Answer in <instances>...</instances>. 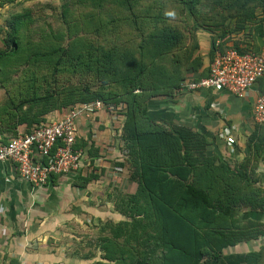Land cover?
<instances>
[{
  "label": "trees",
  "instance_id": "trees-1",
  "mask_svg": "<svg viewBox=\"0 0 264 264\" xmlns=\"http://www.w3.org/2000/svg\"><path fill=\"white\" fill-rule=\"evenodd\" d=\"M113 1L124 7L127 5V10H130L132 2L138 0ZM184 1H188L190 9L202 3L201 0ZM163 7H156L157 12H146L145 23L141 24L140 30H147V42L144 40L140 44L137 54L126 52L127 62L122 66L116 61L115 68L120 70L116 73L120 76L116 83L118 91L83 94L79 99L81 102L78 105L97 100L115 108L121 101L127 104L124 129L128 133L126 141L133 156L130 155L131 159L128 157L120 165L123 168L127 166L139 185L129 201L136 202V205L127 207L128 210L120 205V213L126 219L119 223H107L114 239L127 237L124 247L116 240H102L100 245L108 254L102 258L103 261L95 264H116L117 261H122L120 264H264V245L259 250L232 251L235 246L264 237V189L257 185L256 178L246 166L232 168L221 155L211 154V139L206 133L191 126L157 120L150 112L159 97L173 98L182 90L188 75L197 71L202 63L200 43L188 45L183 41L178 44L182 35L168 22ZM254 15L255 10L245 11L238 14V19L246 22L255 19ZM27 21L28 11L19 16L13 15L9 20L4 39L6 47L3 50L0 48L1 61L22 52L20 28ZM137 27L139 29L140 23ZM244 28V23L239 25V30ZM258 33L264 38L263 31ZM255 39L253 49L258 53L264 52V46L258 49L255 45L259 38ZM249 45L235 49L246 52ZM66 50H62V54H66L53 65L54 71H58L61 61L65 64L59 69H72L73 72L79 68L91 72L94 67L99 70L106 64L110 68L113 63L112 53L101 55L94 53L91 47L81 52L72 49L67 50L68 53ZM215 50L213 45L212 58ZM109 58L111 61L104 63L103 60ZM208 76L209 71L190 80ZM38 80L31 77L16 89L19 101L12 105L14 109L11 110L14 112L16 109V130L18 125L27 123L26 133H31L50 112L58 109L61 115L71 108L57 105L58 92H41L36 85ZM259 81L264 84V77ZM15 135L17 137L18 133ZM80 146L84 150L88 142L83 139ZM140 200L146 202L143 209L137 206ZM129 218L135 221L134 227L149 226L155 230L154 233H148L147 240L143 234L130 235ZM132 237L134 244L130 243ZM141 245L146 249H142ZM157 249L161 252L157 253Z\"/></svg>",
  "mask_w": 264,
  "mask_h": 264
},
{
  "label": "rangeland",
  "instance_id": "rangeland-1",
  "mask_svg": "<svg viewBox=\"0 0 264 264\" xmlns=\"http://www.w3.org/2000/svg\"><path fill=\"white\" fill-rule=\"evenodd\" d=\"M201 1L200 5L190 9L188 1L183 2V0H138L133 1L132 9L127 10V5L126 7L121 6L113 0H0V48L2 50L6 47L4 39L8 31L9 20L13 18V15L19 16L27 13V11L29 16V21L20 28V37L23 42L21 45L22 52L14 58L0 60L1 141L7 142L16 137V109L12 112L11 110L14 109L12 105H16L19 101L16 98V89H18L19 84L31 80V77L39 79L36 85L41 92L45 90L58 92L57 105L59 107L66 106L67 108L78 105L83 94L94 95L95 93L104 94L108 90L118 91V84L116 83L120 76L116 73L120 70L115 68L116 61L122 63L120 66L124 65L127 62L126 52L136 55L140 44L144 40L147 42L148 33L146 29L140 30L141 24L145 23L146 12L148 10L157 12L156 7L165 6L163 10L168 22L173 26V29L176 28L182 35L181 41H177L178 44L180 42L182 44L183 41L188 45H193L195 42L200 43V41H210L211 46L214 45L216 48L215 51L230 47L242 49L250 44L249 51L257 52L256 49H253V40L258 37L259 39L255 43L256 47L260 49L259 43L262 44V47L264 46V38L258 33L259 31L264 32V0ZM250 10H255V19H248L246 22L238 19V14ZM135 14L142 16L137 17ZM138 23H140L139 29ZM242 23H244L245 28L239 30V25ZM89 47L94 53L98 52L101 55L112 53L113 63L110 68L106 64L101 66L99 70L94 67L91 72L82 68H79L77 72H73L72 69L62 71L64 62L61 61L59 64L57 63L61 69L58 68V71H54L53 65H56V62L66 54H62L63 49L67 48L69 51L75 49L81 52V50ZM54 50H57L56 54H53ZM103 61L105 63L111 59ZM9 107V110L5 109ZM5 110H7L6 114H4ZM126 110L127 104L121 101L116 105L114 112L103 110L94 113L90 118H85L86 121H84L88 122L89 125H87L88 134L93 137L104 134L109 138L108 144L119 150L121 161H113L114 164H111L113 173L108 174V179L104 178V176L107 177V174L104 173L106 169L102 168L101 164L97 166L92 164L91 166L94 173L101 176V179L106 183V188H102L101 194L98 195L99 199L101 202H111V207L116 209L117 214L115 217L108 214L107 216L111 218L106 216L104 220L99 222L85 218L83 226H79L80 231H76L75 227L71 228L75 237L70 238V240L72 242L78 241V248L82 250V255H84L81 264H95L101 261L105 254H108L100 245L102 240L109 239L112 242L116 240L117 244L124 247L127 239V237L122 236L114 239L111 231L107 228V223H119L126 219L120 213V205H124L125 208L136 205V202L129 203V201L131 196L137 192L139 185L137 181L133 180V174L129 173L127 166L122 170L123 167L120 165V162L124 163L128 157L131 159L130 155H132L126 141V134L128 135V133L124 129ZM60 113L58 109L50 112L45 120L37 125L45 124L50 119L57 118ZM33 128L34 125L31 129ZM18 135L20 134L18 133ZM83 138L82 134L77 136L79 148H81ZM115 140H117L116 145ZM110 150L108 148V152L105 153L111 154ZM227 160L231 162L232 168L239 167L238 162ZM92 172L89 171L85 179L96 180ZM94 193L96 195L98 192L95 191ZM145 205L146 202L140 200L137 206L143 209ZM238 214H242V212H238ZM129 220L128 227L132 236L135 233L143 234L144 239L147 240L148 233L155 231L149 226L145 228L134 227L135 221L130 218ZM145 224L148 222L145 221ZM130 240V243L134 244L133 237ZM95 243L101 246L100 250L95 249ZM262 245H264V237L257 241L235 246L232 251L259 250ZM78 248L76 250L79 251ZM141 248L145 250L146 246L141 245ZM160 252L161 250L157 249V253ZM228 252H230L229 249ZM78 253L74 254V258ZM115 256L117 257V255ZM121 262L117 261L116 264Z\"/></svg>",
  "mask_w": 264,
  "mask_h": 264
},
{
  "label": "crops",
  "instance_id": "crops-1",
  "mask_svg": "<svg viewBox=\"0 0 264 264\" xmlns=\"http://www.w3.org/2000/svg\"><path fill=\"white\" fill-rule=\"evenodd\" d=\"M259 46L263 48L261 43ZM211 49L210 41H200L202 63L187 80L208 73ZM261 94V81L244 98L227 91L182 89L173 98L159 97L150 112L157 120L206 133L211 139V154L221 155L229 164L227 159L236 161L239 168L246 166L257 185L264 189V127L254 118V105ZM84 121H78V135L82 134L88 142L84 149L87 159L94 166L101 164L106 169L104 178L108 179V174L113 173V161H121L119 150L108 144L109 138L104 134H88V122ZM27 131V123L17 126L19 134ZM1 139L0 136V143ZM108 148L111 154L107 155ZM92 169L88 166L79 174L56 176L48 185L35 187L19 176L11 161L0 160V264H81L84 255L78 241L70 240L75 237L71 228L80 231L85 218L99 222L108 214H117L111 202L99 199L106 183ZM89 171H93L96 180L85 179ZM94 247L99 250L97 243ZM75 253L78 254L74 258Z\"/></svg>",
  "mask_w": 264,
  "mask_h": 264
},
{
  "label": "built area",
  "instance_id": "built-area-1",
  "mask_svg": "<svg viewBox=\"0 0 264 264\" xmlns=\"http://www.w3.org/2000/svg\"><path fill=\"white\" fill-rule=\"evenodd\" d=\"M264 77V52H239L235 48L215 52L209 76L187 80L188 91H227L244 98ZM115 106L97 100L73 106L57 118L37 126L31 133L20 134L8 143H0V160L11 161L19 176L35 187L48 185L56 176L79 174L90 165L85 150L77 148L78 121ZM254 118L264 126V94L254 105Z\"/></svg>",
  "mask_w": 264,
  "mask_h": 264
}]
</instances>
